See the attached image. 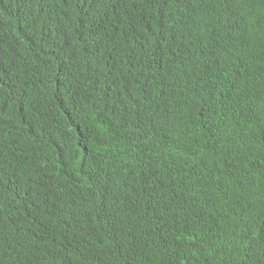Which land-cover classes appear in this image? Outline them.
<instances>
[{
  "label": "trees",
  "instance_id": "obj_1",
  "mask_svg": "<svg viewBox=\"0 0 264 264\" xmlns=\"http://www.w3.org/2000/svg\"><path fill=\"white\" fill-rule=\"evenodd\" d=\"M0 264H264V0H0Z\"/></svg>",
  "mask_w": 264,
  "mask_h": 264
}]
</instances>
